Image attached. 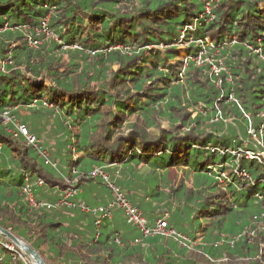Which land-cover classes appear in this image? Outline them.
Listing matches in <instances>:
<instances>
[{
  "label": "trees",
  "instance_id": "obj_1",
  "mask_svg": "<svg viewBox=\"0 0 264 264\" xmlns=\"http://www.w3.org/2000/svg\"><path fill=\"white\" fill-rule=\"evenodd\" d=\"M6 110L43 147L55 119L48 162L0 125V226L45 264H264V158L244 155L249 129L264 137V0H0ZM94 168L150 223L167 213L176 235L142 237L117 207L96 226L92 212L31 207L22 191L105 205ZM2 240L0 264H25Z\"/></svg>",
  "mask_w": 264,
  "mask_h": 264
},
{
  "label": "built area",
  "instance_id": "obj_2",
  "mask_svg": "<svg viewBox=\"0 0 264 264\" xmlns=\"http://www.w3.org/2000/svg\"><path fill=\"white\" fill-rule=\"evenodd\" d=\"M45 27H46L45 22H43L42 24L43 31ZM45 33L46 35H49L47 31ZM39 43L40 40L32 39V38L28 39V44L32 47H35ZM197 61L198 64L202 62L200 57L197 58ZM211 67H213L211 69V72L214 75H217V73H219V71L222 69L220 63L218 65L211 64ZM0 125L10 126L14 134L22 136L26 145L31 146L33 149H35L38 152L39 156L45 158V161L48 162V156H49L48 152L42 149V147L40 146V139L36 135H34L23 122H21L19 119L14 117L13 114H11L10 110H6L2 112V114H0ZM258 134L259 135L254 134V136L261 137L259 141V146L254 143L253 147L255 148V151H250V150L245 151L247 153L246 155L247 158H251V159L256 158L258 160L260 158H264V137L262 135V130L259 129ZM211 150H214V148H211ZM230 152L233 154L235 153L233 150H231ZM242 175L248 178V174L246 173L245 170L242 172ZM89 176L101 178L109 188L112 197L110 202H108L105 205H100L92 211V213L95 214L96 216V220H95L96 226H99L104 219H110L112 217L114 207H117L124 213L126 221L138 229V231L142 234V237L153 236L156 234H163L166 236L176 235L175 230L167 227V220L165 218L167 213H165V217L158 218L154 223H150L147 220V218H145V216L143 215L142 210L136 207L135 205H133L124 196V194L119 190V188L113 183L111 175L106 173L103 168H94L92 171H90ZM220 177L225 178L224 174L222 173L220 174ZM34 184L41 186L42 181L37 180ZM22 191L26 195L28 204L31 207H45L46 209H51V208H60L61 206H66V207L75 206L74 203L70 202L69 199L70 197H72L73 193L75 192L74 190L67 191V193L62 198L56 200L55 202L36 201L34 199L32 184L30 183H26L23 186ZM80 208L83 212H90L88 206L80 205ZM135 241L138 242L139 239H135ZM3 243H4V247L9 250L10 249L14 250L15 248H17L10 243L9 244H6L5 242ZM24 257L25 256L21 251L20 258L23 260L25 264H28Z\"/></svg>",
  "mask_w": 264,
  "mask_h": 264
},
{
  "label": "rangeland",
  "instance_id": "obj_3",
  "mask_svg": "<svg viewBox=\"0 0 264 264\" xmlns=\"http://www.w3.org/2000/svg\"><path fill=\"white\" fill-rule=\"evenodd\" d=\"M180 54L181 55H184L185 54V50L184 49H180ZM200 66V65H199ZM211 69L213 68V67H210ZM21 113L22 114H24L25 113V111H21ZM55 119H51V121L49 120L48 122H46V121H43L42 122V126H44V130H43V132H42V134L43 135H45V140H46V144H47V146L45 145L44 147L42 146V140L40 141V146L42 147V149H44V150H46L47 151V149L45 148V147H50V148H54L55 146H54V141L58 138V134L56 133V131H55V126H54V124H56V123H53V121H54ZM46 122V124H44ZM56 122V121H55ZM48 123H50V124H48ZM41 126V124H40V119H38L36 122H34L33 123V131H35L36 133L37 132H39V127ZM249 130H251V131H249V134L251 135L250 136V138H249V140L250 141H252V142H254L255 144H257L258 146H259V141H260V139H261V137H255L254 136V134H257L258 135V132L257 133H255L254 132V129L252 128V129H249ZM57 136V137H56ZM62 139V138H61ZM60 140V139H59ZM52 144V145H51ZM49 149V148H48ZM244 155L246 156L247 155V153L245 152L244 153ZM58 168L60 169V170H62V166H61V164H58ZM177 176V173L175 172L174 173V178ZM111 178H113V176H112V174H111ZM94 185V187H96L95 186V184H93ZM92 188V187H91ZM264 188V185L262 184V183H260L258 186H257V189L258 190H262ZM95 190V192H97L98 190L96 189V188H94ZM68 190H70V189H68ZM54 191V190H53ZM55 191H58V189L56 188L55 189ZM44 192H45V194H47L48 196H50V194L51 193H53V192H51L50 193V188L48 187V186H46L45 185V187H44ZM55 193V192H54ZM67 193V192H66ZM65 193V194H66ZM64 194V195H65ZM63 195V196H64ZM62 196V197H63ZM61 197V198H62ZM70 199V202H73L74 203V205H76L78 208H80V205H84V206H87L88 205V208H89V211L90 212H92L94 209H95V207L96 206H94V205H90V204H87L86 202H85V200L83 199V198H80L79 197V195L78 194H76L73 198H69ZM63 207H66V206H61L60 208H63ZM68 208H72V207H68ZM73 208H75V207H73ZM72 210H74V209H72ZM82 221H84L85 223H91V217L89 216V215H83L82 216V219H81ZM112 229V227H108V229H100V232L101 233H108L109 232V230H111ZM91 235L94 237L95 236V231L93 230V231H91ZM3 238V237H2ZM3 242H5L6 244H9V241H8V239H6V238H3V240H2ZM8 242V243H7ZM28 244V243H27ZM14 245V244H13ZM16 247V246H15ZM25 258V260L27 261V263L28 264H34V263H32V262H30L26 257H24Z\"/></svg>",
  "mask_w": 264,
  "mask_h": 264
},
{
  "label": "water",
  "instance_id": "obj_4",
  "mask_svg": "<svg viewBox=\"0 0 264 264\" xmlns=\"http://www.w3.org/2000/svg\"><path fill=\"white\" fill-rule=\"evenodd\" d=\"M0 236L8 239L11 243H13L17 248H19L24 256L34 264H45L42 257L38 254V252L33 249L29 244L19 240L8 230L0 226Z\"/></svg>",
  "mask_w": 264,
  "mask_h": 264
},
{
  "label": "crops",
  "instance_id": "obj_5",
  "mask_svg": "<svg viewBox=\"0 0 264 264\" xmlns=\"http://www.w3.org/2000/svg\"><path fill=\"white\" fill-rule=\"evenodd\" d=\"M53 144H55V141H54V143H53ZM51 145H52V144H51ZM68 215H69L68 217H71V213H69Z\"/></svg>",
  "mask_w": 264,
  "mask_h": 264
}]
</instances>
